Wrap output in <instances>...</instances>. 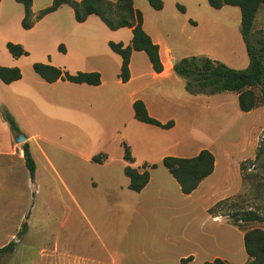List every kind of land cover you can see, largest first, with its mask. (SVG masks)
I'll return each instance as SVG.
<instances>
[{"label":"rangeland","instance_id":"374dc122","mask_svg":"<svg viewBox=\"0 0 264 264\" xmlns=\"http://www.w3.org/2000/svg\"><path fill=\"white\" fill-rule=\"evenodd\" d=\"M163 2L161 11L148 0H134V6L142 12L146 32L159 31L178 61L206 53L231 68L249 65L238 6L216 9L208 0ZM68 8L37 16L43 18L39 23L32 14L31 26L25 27L23 3H0L1 60L22 66L17 67L25 74L28 95L16 101L2 89L8 104L0 97V115L8 111L31 137L28 143L36 162L34 179L21 161L0 189V245L15 242L12 251L0 256V264H180L188 257L187 264L217 258L225 264L248 263L252 258L244 235L264 230V221H237L235 213L252 209L264 215V104L258 100L254 109L244 112L237 92L191 94L185 78H146L156 99L149 104L153 116L162 121L174 117L179 127L168 133L138 121L129 99L133 88L117 84L118 53L99 37L81 46L65 40L68 54L59 49L62 27L72 23ZM33 26L37 29L29 31ZM259 30L264 32L263 7L252 32ZM9 42L26 52L15 57ZM91 47L97 56L81 60ZM142 57L148 59L138 51L135 58ZM50 60L70 74L107 65L102 68L104 85L63 81L38 87L31 79L40 78L34 64ZM3 124L1 120L0 138L6 141L11 135ZM126 146L134 162L125 160ZM203 149L215 156V188L210 192L204 184L187 198L163 158L192 157ZM99 154L100 162L94 160ZM128 166L150 171L151 184L143 192L129 188Z\"/></svg>","mask_w":264,"mask_h":264},{"label":"trees","instance_id":"16d2710c","mask_svg":"<svg viewBox=\"0 0 264 264\" xmlns=\"http://www.w3.org/2000/svg\"><path fill=\"white\" fill-rule=\"evenodd\" d=\"M26 7L24 26L30 27L29 16L32 15V0H17ZM209 4L216 9L226 5L238 6L241 10V32L249 56V65L245 69H235L225 63L206 56H190L180 59L174 64L175 73L187 79L186 89L191 94L212 95L223 91H233L238 93L239 107L244 112L254 109L260 100L264 104V32L259 30L252 32L256 15L261 7L264 8V0H208ZM150 6L155 10L164 8L163 0H148ZM70 5L74 8L75 17L78 22L85 21L90 15H98L112 30L122 27L133 28V39L131 45L125 46L123 43L110 42L111 49L122 57V67L120 78L123 82L130 79V60L133 51H144L148 55L150 62L156 72L160 73L164 67L160 58L159 45L154 43L150 35L143 27L142 12L134 7L133 0H54L52 5L41 10L38 18L57 10L62 5ZM184 11V8L181 7ZM9 50L15 57L26 52L17 43H8ZM63 49V48H62ZM34 69L43 79L48 82H55L59 79L69 80L74 83H87L99 85L101 75L99 72H78L70 74L56 66L47 63H35ZM22 70L17 67L3 66L0 64V78L7 84L22 78ZM255 89L258 90L259 96ZM135 118L141 122L153 124L161 128L169 129L174 126V121L162 123L151 116L143 100L138 99L133 103ZM4 119L13 130L19 131L13 116L6 110L2 111ZM23 150L27 168L31 178H35L36 162L30 151L28 142L23 143ZM102 154L94 157L96 161ZM125 160L134 162V157L129 146L125 148ZM163 164L180 185L184 194L194 192L200 183L210 176L215 170V156L208 150L203 149L198 155L193 157L165 156ZM156 168V164L151 165ZM126 175L130 178L129 188L141 192L149 183L151 174L149 170L140 172L130 166L125 169ZM237 221H264V215L256 210H246L235 213ZM24 227L26 223L23 224ZM244 243L248 255L252 258L246 264H264V230L252 229L245 233ZM15 242H10L0 248V256L3 253L12 251ZM188 258L182 259L181 264L187 263ZM207 264H225L223 260L217 258L214 262Z\"/></svg>","mask_w":264,"mask_h":264},{"label":"crops","instance_id":"0c3cea01","mask_svg":"<svg viewBox=\"0 0 264 264\" xmlns=\"http://www.w3.org/2000/svg\"><path fill=\"white\" fill-rule=\"evenodd\" d=\"M3 1H6V0H0V3H2ZM53 1L54 0H32L31 11L33 14V18L36 19L37 23H39L43 20L44 17L48 16L49 14H52L54 12L56 14L59 11H62V9H64V7H69L67 12L70 13L72 23L70 25L62 27L64 29L63 35L58 40V44H57L59 49H60V47L63 48L64 53L68 54L70 51L68 45L67 46L64 45L65 40L69 41V42L70 41H77L78 42L77 46H81L84 41H88L93 37H94L93 41H95L97 39V37H99L100 40H102V42L107 44L110 49H111V47H110L109 43L112 41L116 42V43L121 42L125 46L131 45L132 39H133V28L132 27H122V28H119L117 30H112L111 28L108 27V25L104 21H102V19L100 17H99L100 20H98L97 18H94V17H96L95 14L90 15L83 22H78L76 20V17H75L74 8L71 7L70 5H67V4L62 5L56 11L48 13L41 20H38L37 16L39 15L40 11L51 6ZM76 1H81V0H76ZM109 1L114 2V3L117 2V0H109ZM133 2H134V0H133ZM134 7L136 9H138L136 6H134ZM161 10H158V11H161ZM23 17L24 16L21 14L20 19H23ZM191 22L195 23L196 21L191 19ZM55 28H58V27L56 26ZM36 29L37 28L35 26H33L31 29H29V31H33V30L35 31ZM41 31L43 32L42 29H40V32ZM37 33H35V35H38ZM148 34L150 35V37L152 38L154 43L159 45L160 58H161V61H162L163 67H164L163 71L160 73L156 72L153 68L152 63L150 62L149 57H148L149 60L146 59L145 57L136 59L135 56H136V53L138 51H133L132 56H131V60H130V79H129V81H127V82L122 81V79L120 78L121 71L120 72L116 71V77H117V84L133 88V91H131L129 93V99H130L131 105L133 106V103L136 100L141 99L144 101V103L148 109L149 114L151 116H153L152 112L150 111V107H149L150 105L149 104L156 102L155 101L156 99H155L154 94H152L148 91L149 87H150V83L146 80V78H150V80H152V81H163V80H167L170 78L179 79L180 76H178L174 71V64L178 60L175 58L173 48L168 43L164 42L159 31H157L156 35H152L150 33H148ZM18 42L21 43V41H18ZM45 43L46 42H41V44H45ZM95 51H96V49L95 48L92 49V47H91V50H89V52L87 53L86 56H84V54L82 55L81 60L86 62L87 58H90L93 55L97 56L96 55L97 52H95ZM192 56L209 57V55H207L206 53H198L197 55H192ZM109 57H111L112 59L114 58V56H109ZM180 58L182 59L185 57L181 56ZM114 61L117 65L118 64L117 58H115ZM0 64L3 66H9V67L19 66L20 68H22V66L20 64L3 62L1 60V56H0ZM47 64L56 66L60 69H62V68L67 69V67L59 66L58 64H55L54 61H51V60L48 61ZM106 66L107 65H101L100 66L101 68L100 67H93V68L90 67V68L83 69V71H81V72H99L101 75V83L99 85H91V84H87V83H75V84L89 85L91 87H96V88L101 87L102 85H104V75H103L104 69H102V68H105V70H106L107 69ZM120 66L122 67V57H121V64L119 65V68H120ZM62 70H64V69H62ZM22 71H23V69H22ZM64 71H66V70H64ZM37 75L40 78H37L36 76L32 75L31 79L36 84V86H38V87L41 85H44V82L45 83H52V84L61 83L63 81L68 82V83H74V82H71L69 80H63V79H59L55 82H48L45 79H43L38 73H37ZM23 81H25L24 72H23V76L20 80L14 81L10 84L5 83L0 78V97L2 98L1 100L6 105V107L8 104V99H3V97H2L3 93L1 90L6 88L8 90V92L10 93L11 98H13L16 101H20L22 98L28 97V95L25 92V85L27 83L23 82ZM208 96H210V95H208ZM236 99L238 100V95H237ZM134 114H135V112H134ZM0 117H1L0 121L2 120L3 123H5L3 125H7V127H8L7 130L9 132V135H11L10 137H8L6 139V141L5 140L2 141L3 139L0 138V189H2L4 187V178H7L8 176H10V174L15 175V173H16L15 170H16L17 166L20 167L21 161H23V163L25 165H26V162H25L23 144L22 145L18 144L16 142V140L14 139L19 134L24 132L22 127L19 126V128H20L19 131H16V130L11 131L10 129H12V128L10 127L9 123L4 119L3 115H0ZM153 117H155V116H153ZM156 119H158V118H156ZM158 120L161 121L162 123H167L170 120L174 121V126L169 128V129L159 127L163 130H166V132H168V133L174 132L179 127V123H178L177 119H175L174 117H171V119L166 120V121H162L160 119H158ZM148 125L151 126L153 124H148ZM154 126H156V125H154ZM4 128H5V126H4ZM30 139H31V137L27 136L26 142H28V140H30ZM29 146H30V144H29ZM30 151L32 153L31 146H30ZM200 151L201 150H199L198 153H196V155H198ZM196 155H194V156H196ZM172 156H177V155H172ZM177 157H179V156H177ZM17 163H18V165H17ZM26 167H27V165H26ZM215 172H216V164H215L214 172L210 176L205 178L200 183V185L198 186V188L194 192H192L190 194H184L183 192L182 193L187 198L193 197L199 191V189L202 187V185H204V184L208 185L207 187L209 188L210 192L213 191L215 186H214V183L211 180V178L213 177ZM151 180H152V175H151L149 183L141 192H143L145 189H147V187L151 184ZM179 188H180V185H179ZM5 245H6L5 243L0 245V248L4 247ZM191 258H193V256H191ZM190 260L191 259H188L187 263ZM187 263H185V264H187Z\"/></svg>","mask_w":264,"mask_h":264},{"label":"water","instance_id":"95a60500","mask_svg":"<svg viewBox=\"0 0 264 264\" xmlns=\"http://www.w3.org/2000/svg\"><path fill=\"white\" fill-rule=\"evenodd\" d=\"M15 140H16V142H17L18 144H20V143H24V142L27 141V136L24 135L23 133H21V134H19V135L15 138Z\"/></svg>","mask_w":264,"mask_h":264}]
</instances>
